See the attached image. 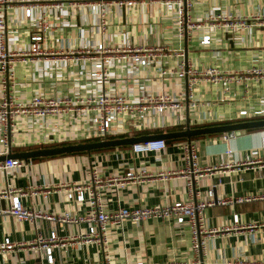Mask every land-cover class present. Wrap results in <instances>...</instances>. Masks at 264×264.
<instances>
[{
    "label": "crops",
    "instance_id": "crops-1",
    "mask_svg": "<svg viewBox=\"0 0 264 264\" xmlns=\"http://www.w3.org/2000/svg\"><path fill=\"white\" fill-rule=\"evenodd\" d=\"M33 1L12 0L1 10L7 49L15 52L26 50L31 21L23 17V10L34 5ZM93 1L38 0L39 7L33 10V17L43 15L48 24L42 43L47 54L36 61L13 63V98L25 101L38 95L74 96L99 91L100 83L87 80L85 73L89 62L83 58L74 61V58L94 42H102L108 47L128 45L168 56L164 60L156 59L157 63L135 74L133 70L131 72L120 66H114L109 71L105 89L132 96L142 91L168 94L183 104L178 123L175 121L171 126L170 120H166L160 129L144 131V136L163 133L161 129L181 131L186 121L192 119H197L199 124L188 125L190 129L262 120L237 116L240 110L251 111L259 106L263 95L259 85L243 89L241 85L210 86L200 80L194 91L195 107L192 109L187 105L184 82L162 74L166 69L174 71L181 61L197 68L214 66L224 72H241L251 66L263 67L264 46L257 21L247 20L246 26L239 29L213 31L210 44L199 46L201 29L192 30L188 39L182 34L179 36L176 7L173 5L177 0H136L130 8L118 6L115 0H102L98 3L104 10L91 12L89 4ZM187 1L191 6L186 11V17L193 22L210 13L248 18L264 10V0ZM88 127L87 120L74 117L73 113L33 123L20 119L14 125L15 135L9 150L10 153H20L76 144L82 140L81 136ZM262 135L264 127L246 130L243 135L233 136L225 144L218 140L219 135L194 137L190 142L197 144L199 164L205 167L230 161L263 160L264 150L260 147ZM169 141L163 151L146 155H133L128 146L92 154L31 159L20 169L0 171V190L10 188L24 192L20 204L29 211L52 216L68 213L83 218L89 214L88 205L65 200L63 187L67 183L84 182L90 170L104 181L128 170L142 169L152 179L123 188L103 185L99 192L106 212L182 201L189 196V191L186 180L175 172L185 166L182 146L186 141ZM225 150L230 151L229 156H225ZM222 169L206 175L199 182L195 189L200 196L204 197L209 192L213 200H227L264 192V165L233 166L227 171ZM159 172L166 177L159 178ZM31 191L35 194H30ZM43 193L47 194L44 196ZM3 207L5 201L1 200L0 208ZM233 215L237 216V226L232 224ZM260 223H264V203L260 201L206 208L202 214V225L208 235L203 237V249L195 255L190 251L187 226H176L173 222L160 219L139 223L125 220L117 227L106 226L105 256L94 244L65 246L52 251L51 264H103L105 257L109 264H264V230L247 227ZM86 227L85 222L51 225L44 221L35 226L18 222L10 216L0 217V241L8 237L12 242L24 245L13 252L0 254V264H47L38 252L39 247L29 249V243H33L37 236L47 237L52 229H55L59 239H65L77 230L84 232Z\"/></svg>",
    "mask_w": 264,
    "mask_h": 264
},
{
    "label": "built area",
    "instance_id": "built-area-1",
    "mask_svg": "<svg viewBox=\"0 0 264 264\" xmlns=\"http://www.w3.org/2000/svg\"><path fill=\"white\" fill-rule=\"evenodd\" d=\"M29 2L32 0H22ZM35 1V2H34ZM34 5H29L23 10V17L31 21V32L28 35V46L25 51L15 52L6 47V31L3 17L0 16V156L6 155L7 150L14 138V125L18 120L23 119L28 123L36 122L57 116H69L73 113L74 117L80 116L89 122V127L83 132L80 141L104 140L108 137L131 135L132 133L144 132L149 129H160L164 126L166 120L178 123L179 113L183 109V104L176 98L168 94H155L150 92H140L136 96L131 94L105 89L107 85L109 71L114 66L128 68L134 74L143 68H148L152 63H157L156 59L164 60L168 56L159 52H149L143 48H132L131 46H105L102 42H94L87 48H84L74 61L83 58L89 62L86 74L87 80L101 84L99 91L83 93L81 95H56V96H32L25 101H17L12 97L13 81V63L16 61L29 62L43 59L46 57V50L42 46L48 31V24L43 15L38 18L33 17V10L38 6V0H34ZM102 0H94L89 4L91 12H102L103 6L98 3ZM118 6L125 5L130 8L136 4V0H115ZM12 0H0V12ZM175 18L179 36L182 34L186 39L189 38L191 31L201 29L203 32L199 36V46H208L212 40V32L216 30H233L246 26L247 20L257 21L262 32L264 46V10L260 14H255L248 18L231 17L221 13H210L198 21H191L186 17V11L190 8V2L187 0L175 1ZM58 8V6H55ZM62 55V54H61ZM180 56V55H179ZM66 58V57H63ZM162 74L167 77L174 76L176 79L184 82L186 87L185 97L189 108L195 107L193 99L197 83L204 80L210 86L216 85H241L247 89L254 85L262 87L263 95L259 106L251 111L240 110L237 113L239 118H260L264 120V66H251L241 72L222 71L214 66H205L203 68L194 67L191 64L179 62L173 70L166 69ZM187 125L199 124L197 119L186 121ZM233 137V133H223L218 136L222 143L228 142ZM69 141V140H66ZM197 144L194 142L185 143L182 146L184 152L183 169L175 172V175L186 180V187L189 196L182 201H173L152 207L119 208L112 212H106L101 201L99 190L103 185L111 188H123L126 185L137 184L144 180L152 179V176L145 170H128L122 175L111 176L104 181L100 180L98 174L93 170L87 173L84 182L80 184L67 183L63 187L65 200L74 203H86L89 208V214L83 218L73 217L68 213L59 216H52L38 211H29L20 204V197L25 193L20 190L10 188L0 190V201H5V207L0 208V217L10 216L18 222H28L37 225L44 221L51 225L56 224H74L85 222L87 227L84 232L79 230L65 239H59L52 229L47 237L37 236L33 243L28 244L29 249L39 247L38 251L45 259L47 264L52 262V251L62 249L65 246L94 244L104 254L106 226H120L123 221L139 223L150 219H160L173 222L176 226L185 225L190 232V251L198 254L204 247L203 237L206 234L202 225V214L206 208L214 205L243 204L254 201L264 203V192L249 194L247 196L235 199H217L213 200L211 194L207 192L204 197L196 191V186L208 174L214 173L217 169L230 170L234 167H251L264 165L263 160H254L248 162H227L225 164L201 167L199 164ZM260 147L264 150V135L260 138ZM165 149V141L155 140L145 143L134 144L130 146V152L133 155H146L148 153H157ZM225 156L230 155L229 150H225ZM24 162L18 159H9L0 162V171L3 173L11 169H20L24 167ZM221 170V171H222ZM174 175V176H175ZM159 178L166 176L162 172L158 173ZM15 193L16 195H13ZM34 195L35 192L31 191ZM44 196L47 193H43ZM232 224L237 226V216H232ZM250 230L261 228L264 230V223L250 224L247 226ZM227 230L228 228H224ZM208 233H211L209 231ZM23 244L12 242L8 237L0 241V254L13 252L15 249L22 248ZM103 264H109L106 257ZM123 264H142L141 262H128Z\"/></svg>",
    "mask_w": 264,
    "mask_h": 264
},
{
    "label": "water",
    "instance_id": "water-1",
    "mask_svg": "<svg viewBox=\"0 0 264 264\" xmlns=\"http://www.w3.org/2000/svg\"><path fill=\"white\" fill-rule=\"evenodd\" d=\"M264 127V120L255 121V122H240L234 124L226 125H215V126H206L201 128L190 129L189 126L185 125L184 129L176 132H167L160 133L148 136H129L125 138L112 139V140H101L96 142H87V143H76L68 144L50 148H41L35 149L27 152L20 153H10V150L7 151L6 155L0 156V162L7 161L9 159H18L27 163L31 159L39 158H48L61 155H70L77 153H86L89 154L91 151L107 149V148H117L124 146H131L134 144L145 143L148 141L155 140H175V139H184L186 143L190 141L191 138L199 136H209L215 134H223L232 132L233 136L243 135L246 130L261 128Z\"/></svg>",
    "mask_w": 264,
    "mask_h": 264
},
{
    "label": "trees",
    "instance_id": "trees-1",
    "mask_svg": "<svg viewBox=\"0 0 264 264\" xmlns=\"http://www.w3.org/2000/svg\"><path fill=\"white\" fill-rule=\"evenodd\" d=\"M170 129H161L160 132H163V133H167V131H169ZM145 132H137V133H132L130 136H133V137H136V136H142L144 135ZM217 135H220V134H215V135H209V136H217ZM125 137H129V135H123V136H116V137H108V138H105L104 140H112V139H119V138H125ZM195 138H198V137H195ZM194 139V138H193ZM96 141H100V140H89V141H80L78 143H87V142H96ZM167 142H171V141H165V143ZM128 146H124V147H119V148H126ZM113 148H107V149H101V150H96V151H91L89 154H92V153H98V152H104V151H108V150H111ZM82 154H85V153H77V154H70V155H82ZM42 158H39V160H41ZM33 160H38V159H33Z\"/></svg>",
    "mask_w": 264,
    "mask_h": 264
},
{
    "label": "rangeland",
    "instance_id": "rangeland-1",
    "mask_svg": "<svg viewBox=\"0 0 264 264\" xmlns=\"http://www.w3.org/2000/svg\"><path fill=\"white\" fill-rule=\"evenodd\" d=\"M130 136V135H129Z\"/></svg>",
    "mask_w": 264,
    "mask_h": 264
}]
</instances>
